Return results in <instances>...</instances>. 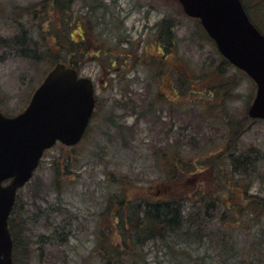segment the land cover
Listing matches in <instances>:
<instances>
[{
    "label": "rangeland",
    "instance_id": "rangeland-1",
    "mask_svg": "<svg viewBox=\"0 0 264 264\" xmlns=\"http://www.w3.org/2000/svg\"><path fill=\"white\" fill-rule=\"evenodd\" d=\"M44 2L0 0V110L7 116L25 110L57 59L66 63L72 51L80 76L94 83L98 107L81 143L72 148L58 143L48 150L19 192L13 213L17 264H107L93 250L109 198L125 185L128 198L155 200L151 192L169 179L165 153L178 154L191 166L182 179L185 189L201 193L203 184L217 202L207 197L212 204L206 211L197 207L201 197L191 193L183 204L188 212H208L205 238L181 233L170 237L169 247L151 240L138 244L144 260L138 264H264V217L256 221L254 211L243 221L229 214L231 222H240L226 228L219 224L221 203L232 207L236 198L225 182L233 178V158L219 161L218 155L237 125L244 133L231 153L251 160L247 171L238 169L248 172L243 176L248 194L264 198V121L247 115L255 82L234 66H222L215 42L175 0H71L80 24L64 36L82 41L86 49L74 43L57 48L54 38L40 43L46 32L37 31L40 24L33 25L34 14L27 17V12L41 13L37 9ZM244 2L264 33V0ZM58 14L49 11L48 18L54 21L51 28L63 34ZM165 18L173 20V44L158 35ZM22 29L27 39L17 38ZM212 82L223 88L207 90ZM197 164L213 174H192ZM118 180L129 183L115 184ZM122 264L133 260L124 258Z\"/></svg>",
    "mask_w": 264,
    "mask_h": 264
},
{
    "label": "water",
    "instance_id": "water-1",
    "mask_svg": "<svg viewBox=\"0 0 264 264\" xmlns=\"http://www.w3.org/2000/svg\"><path fill=\"white\" fill-rule=\"evenodd\" d=\"M184 13L201 21L219 52L257 85L248 114L264 119V34L241 0H177ZM96 107L90 78L58 63L15 117L0 112V264H14L9 219L17 194L34 176L46 150L58 142H81Z\"/></svg>",
    "mask_w": 264,
    "mask_h": 264
},
{
    "label": "trees",
    "instance_id": "trees-1",
    "mask_svg": "<svg viewBox=\"0 0 264 264\" xmlns=\"http://www.w3.org/2000/svg\"><path fill=\"white\" fill-rule=\"evenodd\" d=\"M70 1L71 0H45V2L42 3V8L39 7V9H37L38 12L41 9V13H37L36 10H34L33 13L31 11L27 12V17L34 14L31 21L33 25L40 24V27H36L38 29L40 28L37 31L42 33L46 32V37L40 40V43H45L51 40V38H54L53 40L57 48H63L64 46H69L71 43H74L75 45H78L79 48L86 49L84 47L85 44H83L82 41H72V39H67L69 36H64L66 33L71 32V28L74 25L78 27L80 24V18L78 16H73L72 7L74 5L70 4ZM175 1L178 2L177 0ZM49 11L52 14L58 12V15L64 19L63 26L65 33L63 32L62 34L60 31H54V28H51V25L54 24V21L51 18H48ZM43 27H46V30H44ZM172 29V19L165 18L161 21L158 31L161 42L163 41L173 44L175 34ZM25 32L26 30L22 29L18 35L19 37L17 38L27 39L28 34L26 35ZM46 34H48V36ZM65 42L67 45H64ZM74 56L75 53L72 51L67 57L68 61H66V63L65 61H60V59H57L55 65L58 63H64L68 67H74L78 69L77 66L80 62L75 59ZM116 65V62L111 64L112 67H115ZM222 66L233 67L232 64L224 57L222 59ZM52 68L49 70V72L52 70ZM186 82L188 83L191 81L187 79ZM223 85L226 86L225 83H223ZM206 88L207 90H213L216 92L222 89L223 86L218 85L216 82H212L209 83ZM148 108L150 109L149 106ZM244 121L245 120H243V122ZM237 126L235 127L236 129L234 128L229 131L228 143L225 147L226 150H224L222 155H218L219 161L221 157L226 160L230 159L231 161L233 158L232 163L234 166L233 178L230 180L228 179L229 177H227L225 182L227 183L226 186L230 193L229 195H232L237 200L235 199V203L232 207L225 202L221 203V208H224V211L220 215L219 224L225 228L227 226L233 227L235 223L240 222V219L244 221V218L242 217L245 215H249V217L254 216L252 215L254 211L257 213L256 221H259L260 218L262 219L264 217V198L258 195L248 194L250 187L246 186V178H243L244 175H248V172H240L241 170L238 169L245 168L247 171V169L250 167L249 165H252L251 160L247 161L246 159L249 158H246V155H242L241 157L237 158L231 153L232 149L234 148V144L236 145L244 133L241 129L240 132H238V128L240 127ZM162 157H164L169 163V179L167 180L163 189H159L155 193L151 192L153 199L155 200H148L147 197V199L144 198L145 200L141 199V197L136 199H133L132 197L128 198L124 193V189H127L125 185L122 186L123 190H121L118 195H114L109 198L107 203V214H105V218L102 219V221L98 224L99 245H96L100 247V255L107 262V264H122L124 258L133 260V264L142 263L144 261L141 260L143 259V257H141L142 253H137V249L135 247L138 244L144 245L145 242H149L150 240L156 243L161 242V244H165L166 247H169L170 237H177L181 233H185L187 237H201L202 239L205 238L204 234L202 233V230L204 229L203 219H205L208 212L203 213L202 209L198 210V212H188V210L185 209L183 203H185L186 200L192 199V194L196 197L199 195L201 198L198 201L197 207H205L204 209L208 211L212 202H207V197L211 200L215 199L212 195V192L207 193L203 191V184L201 187V193L197 190V188H194L193 190L185 189L184 181L182 182V179L184 175H187L186 173L191 168V166L185 165L187 162L183 161L178 154H172L169 156L167 153H165ZM195 167L196 171H192V174H198L200 176L206 174L207 178L213 174L212 171H200L198 164L195 165ZM211 168L212 166L210 169ZM236 176H240V179H238ZM206 182L208 183L209 179L206 180ZM210 182H213L212 178ZM124 183H129V181L118 180L115 182V184ZM225 198L227 200L231 199V197L228 195ZM215 201L217 202L216 199ZM18 205L19 200H17L13 213L18 208ZM13 213L10 219V228L15 242L14 260L15 264H17L18 257L16 254L19 251L20 244L15 232ZM229 214H233L234 218L239 217L240 219H235V222L233 223L229 219ZM116 231H119L117 236L115 234Z\"/></svg>",
    "mask_w": 264,
    "mask_h": 264
},
{
    "label": "flooded vegetation",
    "instance_id": "flooded-vegetation-1",
    "mask_svg": "<svg viewBox=\"0 0 264 264\" xmlns=\"http://www.w3.org/2000/svg\"><path fill=\"white\" fill-rule=\"evenodd\" d=\"M1 111V110H0ZM2 112V111H1ZM3 113V112H2ZM5 114V113H4ZM6 115V114H5ZM15 116V115H14ZM62 241H63V239H62ZM67 240L66 239H64V242H66ZM63 243V242H62ZM95 249H97V250H95ZM94 252H96V253H99L100 254V247H98V246H95L94 247V250H93ZM102 260L104 261V259L102 258Z\"/></svg>",
    "mask_w": 264,
    "mask_h": 264
}]
</instances>
